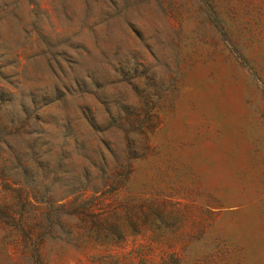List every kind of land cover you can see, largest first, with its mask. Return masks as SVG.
<instances>
[{
  "label": "rangeland",
  "instance_id": "rangeland-1",
  "mask_svg": "<svg viewBox=\"0 0 264 264\" xmlns=\"http://www.w3.org/2000/svg\"><path fill=\"white\" fill-rule=\"evenodd\" d=\"M2 213L39 264H264V0H0V264H35Z\"/></svg>",
  "mask_w": 264,
  "mask_h": 264
},
{
  "label": "trees",
  "instance_id": "trees-1",
  "mask_svg": "<svg viewBox=\"0 0 264 264\" xmlns=\"http://www.w3.org/2000/svg\"><path fill=\"white\" fill-rule=\"evenodd\" d=\"M123 121L122 126H145V120L143 118L140 119H119ZM122 153V155H121ZM117 156H115V168H110V174L114 175L113 179L115 180L114 183L117 184L121 179L126 178L131 171V165L130 161H128V158L126 157V154L124 151H120V153H116ZM109 169V165H108ZM108 181H106V178L101 179L100 184H106ZM4 215V219H6L4 222L8 225L13 226L17 231L22 233L24 246L26 248V252L30 253L32 255V258L34 259L35 264L40 263V248L42 246L43 239L42 237L33 238L31 235L26 233V230L24 228V223L22 219H17L14 216L10 215L9 213H2Z\"/></svg>",
  "mask_w": 264,
  "mask_h": 264
}]
</instances>
